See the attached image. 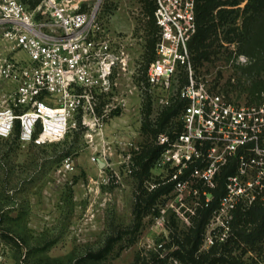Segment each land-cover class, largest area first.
Returning <instances> with one entry per match:
<instances>
[{
    "label": "rangeland",
    "instance_id": "rangeland-1",
    "mask_svg": "<svg viewBox=\"0 0 264 264\" xmlns=\"http://www.w3.org/2000/svg\"><path fill=\"white\" fill-rule=\"evenodd\" d=\"M21 1L33 10L38 0ZM98 1L110 51L120 57L104 91H93L57 142L0 137V264H264V239L249 246L232 229L236 208L227 218L212 213L195 250L193 221L205 186L194 182L197 194L180 191L173 178L181 168L166 160L170 153L163 157L169 145L159 142L163 135L172 145L182 125L183 109L163 114L184 101L179 92L187 76L169 90L152 88L145 0ZM247 2L228 6V36L225 27L217 29L216 54L195 65L189 49L194 77L238 106L264 101V6L250 17L255 3L246 9ZM9 56L27 59L0 32V58ZM14 88L0 79V102L11 104ZM155 146L162 150L151 160ZM236 168L226 166L231 173Z\"/></svg>",
    "mask_w": 264,
    "mask_h": 264
},
{
    "label": "built area",
    "instance_id": "built-area-1",
    "mask_svg": "<svg viewBox=\"0 0 264 264\" xmlns=\"http://www.w3.org/2000/svg\"><path fill=\"white\" fill-rule=\"evenodd\" d=\"M146 1L154 7L157 27L148 83L169 90L180 75L187 76L179 92L186 101L182 130L172 145L160 136V144L169 145L163 157L170 153L166 160L181 168L173 178L178 189L197 194L194 182L205 186L200 196L206 203L214 199L220 172L235 163L236 172L228 170L224 179L216 214L227 218L238 204L248 208L264 197V101L234 105L194 77L189 42L196 32V0ZM99 9L98 0H41L33 10L21 0H0L2 39L12 52L27 57L0 58V79L15 86L7 94L13 102H0V137L17 131L24 143L57 142L75 113L88 107L93 91H104L120 57L110 51Z\"/></svg>",
    "mask_w": 264,
    "mask_h": 264
},
{
    "label": "trees",
    "instance_id": "trees-1",
    "mask_svg": "<svg viewBox=\"0 0 264 264\" xmlns=\"http://www.w3.org/2000/svg\"><path fill=\"white\" fill-rule=\"evenodd\" d=\"M240 1L241 0H196V32L189 42V49L194 52L192 60L195 65H197L201 59H209L211 55L217 53L211 48L212 44L217 41V29L219 27H225L226 29L223 31L226 32L227 35H225L228 36V6L238 5ZM249 1L255 3V7L250 15V17H255V15H258L260 12L261 7L264 6V0H248L245 6L246 9L250 5ZM40 2L41 0H38L36 5ZM145 2L150 15V49H152V61L155 55L154 48L157 39V27L153 19L154 7L146 0ZM185 105L186 101L178 102L175 106L169 107L163 115L165 118L174 114L176 115L181 109H184ZM158 125L163 126L162 121ZM181 130L182 125L177 129V134H179ZM14 133L17 134V131ZM155 147H153L154 150H149L151 153V160L157 156L159 150H162L161 148H164L163 145L160 146L161 148ZM222 173V177L218 181V187L213 191L214 200H210L208 203H206L205 200H200L201 205L196 209V212L198 211V220L197 222L195 220L193 221L194 228H192V230H196L199 238L195 242V250L199 249L201 245V237L204 232L205 224L220 205L219 198L224 192V179L228 175L226 167L223 168ZM162 190L163 188H158L151 194L157 195L161 193ZM254 201L248 208H242L240 204H238L236 210L233 212L234 219L232 222V229L237 232L238 238L249 246H253L264 239V202L260 200ZM239 208L245 211H241Z\"/></svg>",
    "mask_w": 264,
    "mask_h": 264
}]
</instances>
